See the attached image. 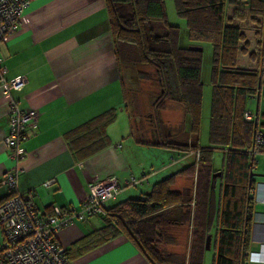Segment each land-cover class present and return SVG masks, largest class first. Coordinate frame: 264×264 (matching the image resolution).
<instances>
[{
	"label": "trees",
	"instance_id": "1",
	"mask_svg": "<svg viewBox=\"0 0 264 264\" xmlns=\"http://www.w3.org/2000/svg\"><path fill=\"white\" fill-rule=\"evenodd\" d=\"M103 3L117 66L129 65L132 73L127 78L132 81H151L147 70H153L159 86L153 109L160 111L165 102L176 101L189 118L193 139L163 145L181 154L197 150L199 159L153 183L138 197L106 206L100 215L102 225L75 242L74 250L82 253L122 235L150 264H203L210 234L212 264H245L251 227L249 192L254 184L250 174L255 164L249 151L260 129L257 110L252 120H245L244 113L246 103L258 100L264 87V0H173L176 14L185 19L187 40L197 42L189 46L207 41L212 47L207 146L198 140L202 50L180 45L179 28L167 24L163 0ZM121 86L124 92L122 78ZM115 116V110L109 109L67 132L64 140L72 155L83 159L106 147L105 130ZM215 149L223 152L217 170L212 167ZM193 174L192 198L171 189L176 176ZM189 223L185 246L176 234ZM181 245L184 249L175 248ZM70 250L66 248L68 259Z\"/></svg>",
	"mask_w": 264,
	"mask_h": 264
},
{
	"label": "crops",
	"instance_id": "2",
	"mask_svg": "<svg viewBox=\"0 0 264 264\" xmlns=\"http://www.w3.org/2000/svg\"><path fill=\"white\" fill-rule=\"evenodd\" d=\"M0 65L5 68L4 78L24 80L22 89H12L8 95L0 92V177L16 164L3 145L8 123L7 101L12 97L20 108L38 112L28 137L20 143L24 157L17 164L21 172L16 188L18 192L32 195L41 214L55 205H74L78 209L86 198L88 185L108 175H116L119 180L145 175V170L137 171V156L133 155L142 147H158L168 153L169 163H174L171 167L152 170L147 186L190 165L186 163L190 158L194 162L193 155L181 154L163 145L171 140L193 139L183 106L167 101L156 112L152 104L159 86L154 71L147 70L151 81H132L127 78L132 73L130 66H117L103 0H29L17 31L0 41ZM261 68H264V59ZM121 78L125 83L124 92ZM109 109H114L116 116L105 130L108 145L86 158L76 159L64 135ZM128 136L129 141L125 139ZM251 174L253 187L258 182L264 183V177L258 176L264 174V167L254 164ZM47 180L53 182L45 187L42 183ZM194 185V174L178 175L171 189L190 199ZM132 189L122 188L107 207L138 197L150 188L137 190V195H133ZM252 189L250 221H264V205L253 203ZM4 196L0 188V200ZM102 223L100 216L85 222L75 220L59 230L55 239L61 246L71 248L70 259L74 264H150L122 235L76 253L75 242ZM188 229L190 223L183 226L186 236ZM182 240L186 246L188 238ZM263 255L264 245L249 243L245 264H264Z\"/></svg>",
	"mask_w": 264,
	"mask_h": 264
},
{
	"label": "built area",
	"instance_id": "3",
	"mask_svg": "<svg viewBox=\"0 0 264 264\" xmlns=\"http://www.w3.org/2000/svg\"><path fill=\"white\" fill-rule=\"evenodd\" d=\"M29 5V0H0V41L5 35L12 34L21 24L22 12ZM5 68L0 65V92L20 90L24 86L21 77L4 78ZM8 123L3 145L9 152V157L15 161V167L6 170L0 177V188L5 192L0 202V264H74L66 256V248L55 239L56 233L75 222L87 221L105 213V207L110 200L115 199L124 187H140L147 184L145 175L127 176L119 180L116 175H108L98 182L90 183L86 198L79 208L74 205L65 207L52 206L50 213L41 214L35 207L30 193L17 191V178L21 172L18 162L23 159L24 151L20 143L25 140L31 127L37 120L38 112L33 108L22 109L16 99L10 97L7 101ZM254 118L251 111L244 113L245 120ZM120 147V144L116 145ZM249 153L252 156L264 154V132L254 133ZM187 155L199 159V152L187 150ZM174 158L171 157V160ZM53 180L42 184L47 187ZM251 197L253 203L264 205V183L254 185ZM249 242L264 245V221L251 222ZM264 257V255H263Z\"/></svg>",
	"mask_w": 264,
	"mask_h": 264
},
{
	"label": "rangeland",
	"instance_id": "4",
	"mask_svg": "<svg viewBox=\"0 0 264 264\" xmlns=\"http://www.w3.org/2000/svg\"><path fill=\"white\" fill-rule=\"evenodd\" d=\"M164 11H165V19L167 24L176 26L179 28L180 38L179 43L184 47H188L190 43L196 44L197 42H190L186 38V27H185V19L176 14L173 0H163ZM190 42V43H189ZM198 46L201 47V70H200V78L202 83V103H201V115H200V130L198 133L199 144L202 146L209 145L208 143V131H209V116H210V107H211V77H210V68H211V54L212 47L209 42L202 41L198 42ZM264 59V56H263ZM246 109L254 114L255 110L258 113V128L264 131V87L260 93L258 100H249L246 103ZM188 118V116H187ZM187 132V131H186ZM127 141L131 140L130 137L125 138ZM124 139V140H125ZM124 140H120L121 143H124ZM126 141V142H127ZM133 142V141H131ZM135 156H137V171L145 170V176L149 180L151 172H155L158 168H163L167 166H173V164L169 163V155L168 153L162 151L158 147L145 146L140 148L138 151L134 152ZM132 155V156H133ZM222 160V150L215 149L212 154V167L217 170L221 166ZM190 162H186L188 164L193 163L192 158L189 159ZM255 166L264 167V154L255 155ZM134 162V159H133ZM171 162V161H170ZM184 163V162H182ZM182 165V164H181ZM179 167V166H178ZM175 169L171 168L168 170V174ZM155 170V171H154ZM140 176V175H138ZM152 182V181H151ZM151 182L149 186L144 185L140 187H128L133 188V195H137V190L145 189L151 187ZM119 196L117 197V200ZM189 231V229H188ZM175 232V231H174ZM176 233V232H175ZM214 233L211 230V235ZM180 239L188 238L184 234L183 231H178L177 234ZM180 250L184 249L183 246H179ZM214 254L213 241L209 242V248L204 250L203 254V264H212V258Z\"/></svg>",
	"mask_w": 264,
	"mask_h": 264
},
{
	"label": "water",
	"instance_id": "5",
	"mask_svg": "<svg viewBox=\"0 0 264 264\" xmlns=\"http://www.w3.org/2000/svg\"><path fill=\"white\" fill-rule=\"evenodd\" d=\"M264 33V32H263ZM262 41H263V36H262ZM188 49H191V50H201V47L199 46H194V45H191V46H188ZM219 173H216L214 175H218ZM252 174H250L251 176ZM258 176H262L264 177V174H258ZM210 234H208L206 236V239H205V249H208L209 248V242H210Z\"/></svg>",
	"mask_w": 264,
	"mask_h": 264
}]
</instances>
